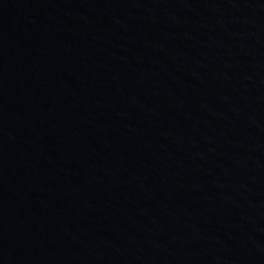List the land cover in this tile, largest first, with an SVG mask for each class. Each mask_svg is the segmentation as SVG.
Here are the masks:
<instances>
[{"label":"water","instance_id":"1","mask_svg":"<svg viewBox=\"0 0 264 264\" xmlns=\"http://www.w3.org/2000/svg\"><path fill=\"white\" fill-rule=\"evenodd\" d=\"M0 264H264V0H0Z\"/></svg>","mask_w":264,"mask_h":264}]
</instances>
